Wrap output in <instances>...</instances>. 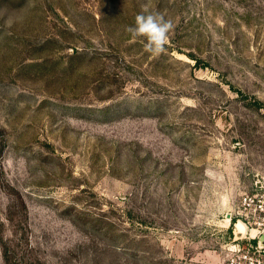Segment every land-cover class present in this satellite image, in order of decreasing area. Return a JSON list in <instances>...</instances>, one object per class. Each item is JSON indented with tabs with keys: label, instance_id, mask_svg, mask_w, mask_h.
I'll return each mask as SVG.
<instances>
[{
	"label": "rangeland",
	"instance_id": "obj_1",
	"mask_svg": "<svg viewBox=\"0 0 264 264\" xmlns=\"http://www.w3.org/2000/svg\"><path fill=\"white\" fill-rule=\"evenodd\" d=\"M263 236L264 0H0V264H264Z\"/></svg>",
	"mask_w": 264,
	"mask_h": 264
},
{
	"label": "clouds",
	"instance_id": "obj_2",
	"mask_svg": "<svg viewBox=\"0 0 264 264\" xmlns=\"http://www.w3.org/2000/svg\"><path fill=\"white\" fill-rule=\"evenodd\" d=\"M173 29L172 21L163 14L142 11L136 15L134 25L127 27L126 31L133 39L143 38L146 41L144 51L158 57L166 52L165 46Z\"/></svg>",
	"mask_w": 264,
	"mask_h": 264
},
{
	"label": "water",
	"instance_id": "obj_3",
	"mask_svg": "<svg viewBox=\"0 0 264 264\" xmlns=\"http://www.w3.org/2000/svg\"><path fill=\"white\" fill-rule=\"evenodd\" d=\"M228 219H231V216L230 215H228ZM262 243L264 244V236L262 238Z\"/></svg>",
	"mask_w": 264,
	"mask_h": 264
},
{
	"label": "trees",
	"instance_id": "obj_4",
	"mask_svg": "<svg viewBox=\"0 0 264 264\" xmlns=\"http://www.w3.org/2000/svg\"><path fill=\"white\" fill-rule=\"evenodd\" d=\"M254 244H256V241H254Z\"/></svg>",
	"mask_w": 264,
	"mask_h": 264
}]
</instances>
